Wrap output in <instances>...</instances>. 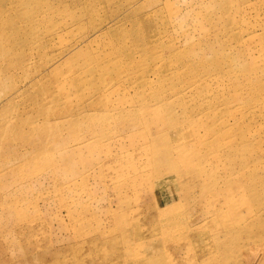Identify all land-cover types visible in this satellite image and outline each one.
<instances>
[{
    "label": "rangeland",
    "instance_id": "374dc122",
    "mask_svg": "<svg viewBox=\"0 0 264 264\" xmlns=\"http://www.w3.org/2000/svg\"><path fill=\"white\" fill-rule=\"evenodd\" d=\"M0 264H264V0H0Z\"/></svg>",
    "mask_w": 264,
    "mask_h": 264
}]
</instances>
